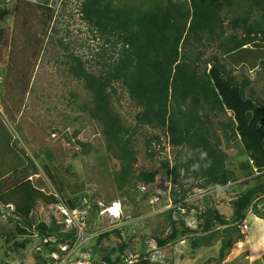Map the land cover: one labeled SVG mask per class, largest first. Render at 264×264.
<instances>
[{
	"label": "trees",
	"instance_id": "1",
	"mask_svg": "<svg viewBox=\"0 0 264 264\" xmlns=\"http://www.w3.org/2000/svg\"><path fill=\"white\" fill-rule=\"evenodd\" d=\"M14 1V25L18 29L22 27L20 32L26 36L23 37L24 42L30 40L28 44L32 45L26 44L25 47L30 48H19V52H15L17 55L11 57V68L8 67L7 72H15L28 82L32 72L28 59L30 56H38L40 31L49 26L54 10L48 0ZM0 4H3V0H0ZM77 8L80 19L94 32L95 37L103 41V45L111 48V53L106 55L105 50L97 52L99 60L96 65L101 66V69L92 72L85 67L86 61L70 52L67 56V74L81 82L92 97L91 105L82 106V111H87L90 118L99 124L105 150L119 162L114 182L122 194L126 195L135 185L134 182L144 185L153 183L158 173L148 170L135 173L133 168L136 163L133 137L143 127L160 130L171 147L180 148L172 162H161L164 177L177 188L173 189V202L184 200L192 188L212 190L239 180L233 164L227 161L228 155L221 150L223 144L225 148H230L232 144L241 145L236 162L244 154V149H248V154L253 157L251 165L245 160L240 167L245 170L248 167V176L255 174L257 183L245 192L237 193L231 202L230 218L219 214L215 208L205 207L197 215L200 236L194 237L191 233L195 232H190L184 226V221L181 220L183 226L178 229L170 220L169 233L165 232L164 237L152 239L162 249L188 235L190 245L195 250L199 245L210 243L217 231L214 230L216 226L223 227L220 235L224 238L220 241L219 253L215 259L221 263L226 250L234 242L228 232L243 228L248 210L253 208L256 216L264 218V132L261 127H257V124L264 123V105L247 93L250 79L242 72L241 77L234 74L235 68L225 58L236 51L248 52L250 44H254L256 48L264 47V0H79ZM224 8L229 13L233 8L238 11L225 24V30L223 24L227 18L221 14ZM26 18L29 23L20 25ZM34 19L37 24L35 27L30 24ZM32 27L35 29H31ZM211 41L217 42L221 58L216 54L204 58L205 48ZM100 59L103 61L100 62ZM118 82L138 109L133 126L125 125L113 107L112 97L116 93L115 85ZM19 87L17 91L24 93L25 89ZM14 96L11 98L14 104H20V94ZM5 112L11 119L8 110ZM253 126L256 131L251 130ZM1 128L3 132H7L4 125ZM238 136L244 144L240 143ZM251 137L261 140V144L255 149L256 153L250 145ZM12 141L14 138L9 133L5 141L0 139V155L13 158L3 170L9 173L4 174L0 169V202L6 206L13 202V197L17 194L31 190V193L25 195L30 196L27 199L29 209L39 198L37 193L41 192L31 188L28 182L29 175L37 172L30 158L21 159L14 152ZM155 143H160V136L157 134L144 140L146 156L150 159H156L158 155L153 146ZM81 145L84 146V143L81 142ZM47 157H50L49 153ZM42 170L69 209L86 207L87 203L81 204L79 199L84 191L69 195L59 181L62 179L55 168L49 163H42ZM25 199L21 198L24 204ZM47 199L48 203L60 200L53 193ZM17 204L20 209V203ZM90 204L94 213L89 217L97 220L98 206ZM15 211L16 208L13 213L17 212ZM170 213L167 215L169 218ZM0 214L5 215V211L2 210ZM7 216L10 220V216ZM29 219L30 216L21 219V222L15 224V233L6 235L5 241H11L7 250L23 251L27 247L28 238L17 240L16 231L20 235L36 231L41 238L53 235L62 243L76 239L75 229L62 232L60 227L63 224H56L54 220L46 225ZM120 231V228H114L103 232L94 241L97 248V244L101 245L103 239H110L108 245L112 246L102 249L104 264H126L121 256L129 248L128 240ZM110 235L116 236L118 240L112 243ZM42 249L43 252H49L56 247L48 243L43 244ZM7 252L5 251L6 257ZM46 262L47 258L37 252L32 253L26 264ZM171 263V259L161 258L156 261L150 257V252H142L130 264Z\"/></svg>",
	"mask_w": 264,
	"mask_h": 264
},
{
	"label": "rangeland",
	"instance_id": "2",
	"mask_svg": "<svg viewBox=\"0 0 264 264\" xmlns=\"http://www.w3.org/2000/svg\"><path fill=\"white\" fill-rule=\"evenodd\" d=\"M78 2L79 0H48L54 14L49 26L40 31L41 44L37 45L39 48L38 56L36 58L30 56L28 59L29 65L32 66L28 82L20 78L15 72L9 71L8 74L7 69L8 67L11 68L10 60L12 56L17 55L15 52H19V48H30V46L25 47V45L32 44H28L30 40L24 42L23 37L26 36L20 32L22 27L18 29V26L14 25L15 1L3 0V4H0V128L4 125L7 130L6 134L2 128L0 129V139L5 141L8 133L11 134L14 138L12 141L14 152L21 156V159L28 157L32 160L37 174L29 175L28 182L31 188L41 191L37 193L39 198L32 205L31 212L30 208L27 209L30 206L29 201H27L29 195L25 196L28 192L31 193V190L17 194L13 197L15 203L6 205L7 208L0 202V212L5 211V215L0 214V264H9L8 262L26 264L32 253L35 252L34 246L39 245L40 236L37 232L38 238H30L32 235L27 237V234L20 235L16 231L17 240L28 238L29 242L26 249L21 250L22 252L6 249L8 244H11V241L9 243L5 241L6 235L15 233V224L21 222V219L30 216L31 219L29 220L40 221L46 225H50L52 220L56 224H63L67 220L66 216L61 213L60 202L48 203L47 198L51 196V193L56 196V192L50 180L43 173L42 163H49L56 169L62 179L59 181L65 186L66 193L70 195L74 192L84 191V195L79 199L81 204L87 203L86 207L80 209L76 207L79 215L78 213L74 216V213L70 215L76 217V221L81 216H85V231L95 235L90 243L76 253L77 257L82 256L81 260L84 264H104L102 261L104 250L102 249L105 246H112V244L108 245L110 239H103L101 245L100 243L97 244V248L94 241L98 235L114 228L121 229V235L128 240L129 252L133 250L134 253H142L145 250V247H141L145 240L164 237L165 231L170 227V220L176 224L178 229L182 228V221H184V226L189 228L190 232H195L191 233L194 237H198L201 234L198 229L199 221L197 218L200 209L212 207L219 214L230 218L231 202L237 193L245 192L247 188L257 183L254 179L255 174L248 176L250 173L248 167L246 170L240 167L245 160L250 165L253 161V157L248 154V149H244V154L236 162L237 152L241 145L232 144L230 148H225L223 144L221 150L228 155L227 161L233 164L232 167L239 180L228 183L223 188L210 191L195 187L187 192L184 200L173 202V194L175 195L173 189L176 187L172 186L164 177L161 162L163 160L172 162L180 148L171 147L167 142V137L160 130L143 127L133 137V145L136 151V163L133 168L135 173L140 170L157 171L158 173L151 184L144 185L134 182L135 185L128 190L126 195L118 190L114 176L119 170V162L105 150L99 124L90 118L87 111H82V106L91 105L92 97L81 82L67 74V56L70 52L80 56L84 62L86 61L85 67L92 72H98L101 69V66L96 65V61L99 60L96 53H101L102 50L106 51V55L111 53V48L103 45V41L95 37L94 32L80 19L77 8ZM237 12L236 8H233L230 13L226 11V8L223 9L221 14L227 18L223 24L224 30L226 29L225 24ZM26 22H28V18L23 23L20 22V25ZM30 24L33 27L37 25L35 19L31 20ZM33 27L31 29H35ZM216 43L211 41L207 45L204 58L213 54L221 58ZM102 61L100 59V62ZM227 61L231 63L230 59ZM234 74L239 76L237 72ZM249 77L252 78V76ZM253 80L255 92L262 97L257 100L264 105V82H261L259 77L257 78L255 75ZM19 86L25 89L24 93L17 91ZM115 86L116 93L112 97L113 107L125 125L133 126L134 115L138 109L134 107L120 82L116 83ZM14 95L19 96L18 100L22 97L20 104H14L11 99L15 97ZM5 110H8L12 116L11 119L8 118ZM1 120L3 124H1ZM261 124L264 123L261 122ZM261 124H257V127H261L262 132H264V125ZM252 129L256 131L254 126ZM154 134L160 136V143L153 145L158 151L156 159H150L146 156L144 140ZM238 139L240 143L244 144L240 136ZM249 141L254 153H256L255 149L261 144V140L257 141L256 138L251 137ZM81 142L84 143V146L81 145ZM47 153L50 154V157H47ZM12 159V157L0 155L2 172ZM0 191L2 192L1 186ZM202 191L206 192L202 194ZM57 196L63 200L59 194ZM21 198L25 199V204L21 202ZM168 198L170 201L167 203L169 204L161 203ZM151 201H153V205L150 204ZM63 202L65 203L64 200ZM89 202L98 206L97 220L92 219V216L89 217L94 213ZM17 203H20L21 210ZM115 203L120 205L119 212H121L117 218H115L116 216L110 217L105 213V209L112 207ZM183 207L186 209L185 215L180 211ZM15 208L17 212L13 213ZM158 209L162 211L157 213ZM167 209L169 210L166 211ZM260 209L262 210L263 206ZM253 210L250 208L246 213L245 223L243 228H239L240 231L231 229L228 232V235L234 238V242L226 250L223 259L226 260L225 264H255V261L264 264V238L259 240L258 232H252L253 226L250 227L252 223L250 219L259 220L264 226V218L261 219L256 216ZM168 213H170V218L167 216ZM7 215L10 216V220L7 219ZM69 222L70 226H73L72 221L69 220ZM92 222L94 223L92 224ZM67 227L66 224H63L60 229L62 232H66L69 230ZM222 228L216 226L214 230L217 231H215L210 243L199 245L195 250L190 245L191 241L187 235L184 239L176 241V245L172 244L159 249L158 254L163 258L171 259V264H218L215 259L219 253L220 241L224 238L223 235H220ZM261 233H264V227ZM110 236H112V243L118 240L116 236ZM5 251H8L7 257ZM229 253L231 254L230 257L227 256ZM44 254L47 253L44 252Z\"/></svg>",
	"mask_w": 264,
	"mask_h": 264
},
{
	"label": "built area",
	"instance_id": "3",
	"mask_svg": "<svg viewBox=\"0 0 264 264\" xmlns=\"http://www.w3.org/2000/svg\"><path fill=\"white\" fill-rule=\"evenodd\" d=\"M205 190L208 191V189H205ZM212 190H214V189H212ZM205 192L202 191L201 193L203 194ZM169 201L170 200L168 198L165 202L161 201V203L164 204V203H167ZM59 202H60V208L62 210L61 213H63L67 218V220L65 221L66 226H68L67 229H75L76 239L73 241L67 240L64 243H61V242L58 243V242H56V238H54V237H44L41 239V241H39V245L34 246V250H35L34 253L40 252L45 258H47V262L45 264H84V262H82V260H81L82 256L77 257L76 253L78 251H80V249L83 246L90 243L91 240H93L95 238V235L93 236L91 234H88L85 231V218L83 216H81L80 219L77 221H76V217L75 218L73 217L74 215H76V213H78V215H79V212L77 210H73L72 212H69L66 208V204L61 199L59 200ZM150 204L153 205V201H151ZM167 204H169V203H167ZM183 208H181L180 211L185 215L186 209H185V207H183ZM169 209H167L166 211H168ZM107 210H111V207L107 208ZM118 210L120 211V205L118 207ZM161 211L162 210L158 209L157 213H159ZM71 213H74L73 216H70ZM119 213L121 214V212H119ZM193 214H194V212H193ZM183 219L185 220V217ZM69 220L72 221L73 226H70ZM189 227H190V225H189ZM169 231H170V228L166 231V234L169 233ZM54 242L56 243V246H55L56 249L49 251V252H46L47 254H44V252L42 251L43 244L49 243V245H51L50 243H54ZM144 245L145 246H141V247H145L144 248L145 250H143L142 252H150V257L152 259L157 261V260H160L161 258H163V256L158 254L159 250H158V247L156 246L155 240H152V239L151 240H145ZM51 246H53V245H51ZM139 257H140V253H134V251L129 252V250L126 249L125 255H122L121 259L124 263L130 264L132 262H135Z\"/></svg>",
	"mask_w": 264,
	"mask_h": 264
},
{
	"label": "crops",
	"instance_id": "4",
	"mask_svg": "<svg viewBox=\"0 0 264 264\" xmlns=\"http://www.w3.org/2000/svg\"><path fill=\"white\" fill-rule=\"evenodd\" d=\"M241 52L242 51H238V52L236 51L234 53H231L230 55H227L225 58L231 60V63L229 64L230 66L235 68L234 72H237L239 74L238 77H241L240 73L242 72L245 76H247L250 79L251 83L247 88V93L251 94L252 97L255 100H257L262 97H260V95H258L257 92H255L254 90L253 76L255 75L257 76V78L259 77L261 82H264V64H261V62H264V47L256 48L254 44H250L248 45V52L246 53H241ZM249 76H252V78ZM1 181L2 180H0V182ZM250 220L252 221L250 227L252 228L253 226V229H254L252 230V232H255V233L258 232L257 236L259 240L261 238H264V233H261V230L263 229L264 226L261 225L259 220L255 221L256 219L254 220L253 218ZM230 255L231 254L229 253L227 256L230 257ZM225 262L226 260H223V263H218V264H225ZM255 264H260V263L255 261Z\"/></svg>",
	"mask_w": 264,
	"mask_h": 264
},
{
	"label": "clouds",
	"instance_id": "5",
	"mask_svg": "<svg viewBox=\"0 0 264 264\" xmlns=\"http://www.w3.org/2000/svg\"><path fill=\"white\" fill-rule=\"evenodd\" d=\"M56 197H58L57 196V194H56ZM59 198V197H58ZM63 201V200H62ZM8 205H10V204H8ZM66 208H67V210L69 211V212H72L73 210H78L77 208H74V209H69V207L66 205ZM105 210H107V209H105ZM32 211V207H30V212ZM64 215V214H63ZM110 217H112L111 215H109ZM116 218V217H115ZM31 219V218H30ZM32 221L33 222H35V223H40V221H38V222H36L35 220H33L32 219ZM63 224H65V223H63ZM166 232V231H165ZM38 233V232H37ZM32 235V236H31ZM31 236V237H30ZM52 236V235H51ZM51 236H49V237H51ZM27 237H30V238H32V237H39V236H37V234H36V231H33V232H31V234H29V235H27ZM41 237H40V241H41ZM56 242H60L57 238H56ZM62 243V242H61ZM51 245H53V246H56V243L54 242V243H50ZM160 248H158V250H159ZM157 250V251H158Z\"/></svg>",
	"mask_w": 264,
	"mask_h": 264
},
{
	"label": "bare ground",
	"instance_id": "6",
	"mask_svg": "<svg viewBox=\"0 0 264 264\" xmlns=\"http://www.w3.org/2000/svg\"><path fill=\"white\" fill-rule=\"evenodd\" d=\"M116 204L117 203L112 205L111 210H105V213H107L108 215H111L112 217L113 216L118 217V215H119V210H118L119 204H117V205ZM51 237H54V236L52 235Z\"/></svg>",
	"mask_w": 264,
	"mask_h": 264
}]
</instances>
